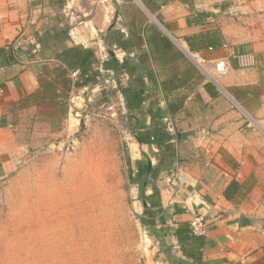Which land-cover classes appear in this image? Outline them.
<instances>
[{"label":"crops","instance_id":"0c3cea01","mask_svg":"<svg viewBox=\"0 0 264 264\" xmlns=\"http://www.w3.org/2000/svg\"><path fill=\"white\" fill-rule=\"evenodd\" d=\"M64 7L0 0V173L26 123L69 121L111 86L156 264H264V0H124L105 33L46 18Z\"/></svg>","mask_w":264,"mask_h":264},{"label":"rangeland","instance_id":"374dc122","mask_svg":"<svg viewBox=\"0 0 264 264\" xmlns=\"http://www.w3.org/2000/svg\"><path fill=\"white\" fill-rule=\"evenodd\" d=\"M65 1L46 18L107 21L103 33L122 19L124 0ZM101 92L78 104L59 133L31 123L16 133L20 148L8 151L0 173V264H156L128 176L130 119L115 88Z\"/></svg>","mask_w":264,"mask_h":264},{"label":"built area","instance_id":"2783aa9c","mask_svg":"<svg viewBox=\"0 0 264 264\" xmlns=\"http://www.w3.org/2000/svg\"><path fill=\"white\" fill-rule=\"evenodd\" d=\"M228 71V65L225 60H220L216 65V73L223 76ZM191 232L194 236H205L207 233L206 217L202 213H194L190 222Z\"/></svg>","mask_w":264,"mask_h":264},{"label":"trees","instance_id":"16d2710c","mask_svg":"<svg viewBox=\"0 0 264 264\" xmlns=\"http://www.w3.org/2000/svg\"><path fill=\"white\" fill-rule=\"evenodd\" d=\"M65 0H58V3H59V5H60V7L62 8V7H64V5H65ZM116 64V60L115 59H113L112 61H110L109 62V66L111 67V66H114ZM62 110H63V112H64V108L62 107L61 108ZM53 119L52 120H55L53 123H51L50 125H51V129L53 130V131H57V130H60L61 129V124H62V119L60 120L61 121V123H57V122H59V121H57L56 122V120H59V119H56V117H52Z\"/></svg>","mask_w":264,"mask_h":264}]
</instances>
